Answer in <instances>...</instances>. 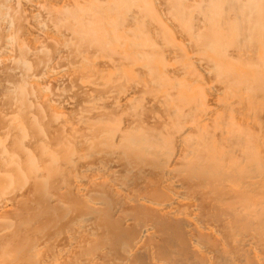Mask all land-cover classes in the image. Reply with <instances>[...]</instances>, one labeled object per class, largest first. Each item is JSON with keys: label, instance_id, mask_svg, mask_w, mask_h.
Instances as JSON below:
<instances>
[{"label": "bare ground", "instance_id": "1", "mask_svg": "<svg viewBox=\"0 0 264 264\" xmlns=\"http://www.w3.org/2000/svg\"><path fill=\"white\" fill-rule=\"evenodd\" d=\"M0 264H264V0H0Z\"/></svg>", "mask_w": 264, "mask_h": 264}]
</instances>
